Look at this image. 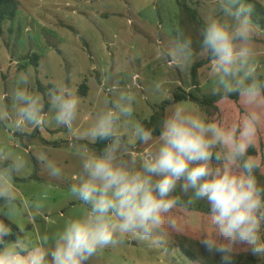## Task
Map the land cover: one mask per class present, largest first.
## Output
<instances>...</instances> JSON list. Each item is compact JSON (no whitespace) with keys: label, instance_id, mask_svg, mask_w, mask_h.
I'll use <instances>...</instances> for the list:
<instances>
[{"label":"clouds","instance_id":"obj_1","mask_svg":"<svg viewBox=\"0 0 264 264\" xmlns=\"http://www.w3.org/2000/svg\"><path fill=\"white\" fill-rule=\"evenodd\" d=\"M220 16L206 18L200 29L199 51L212 74V94L221 99L236 95L244 109L239 120H206L198 112L176 105L162 115L159 143L146 151L139 167L118 160L124 137L118 134L121 115L132 114L134 96L121 94L125 105L101 113L82 136L92 143L107 142L98 154L85 155L81 171L72 175L71 195L86 206L68 218L62 229L39 239L21 235L22 228L8 221L16 215V180L24 172L22 154L0 145V264H88L100 251L124 244L126 239L159 243L158 236L177 227V212L194 201H206L210 229L197 240L201 257L193 264L218 258L217 264H237L241 254L264 260V154H251L264 130V79H261L258 39L264 33L252 19L251 0H219ZM178 39L161 49L168 63L180 70L196 54L191 36L178 30ZM163 44L164 38H157ZM136 75V74H133ZM23 87L12 92L15 113L0 107V124L28 135L46 129L51 121L39 93L31 91L30 74H22ZM158 87V86H157ZM55 125L72 131L79 99L67 84L48 90ZM175 104V101H173ZM140 144L149 145L153 132L134 127ZM127 148L126 145H123ZM41 162L48 157L41 154ZM49 175L62 169L48 162ZM192 193L181 203L177 187ZM40 205L38 204L37 207Z\"/></svg>","mask_w":264,"mask_h":264},{"label":"rangeland","instance_id":"obj_2","mask_svg":"<svg viewBox=\"0 0 264 264\" xmlns=\"http://www.w3.org/2000/svg\"><path fill=\"white\" fill-rule=\"evenodd\" d=\"M16 1V18L0 23V107L7 106L9 112L15 113L12 92L23 87L20 76L30 74L27 87L42 96L51 123L46 129H36L28 135L14 134V129L0 124V145L13 154H22L26 160L24 172L16 180L17 211L10 221L23 229L24 236L39 239L43 234L52 236L68 218L81 215L86 208L71 195L69 186L74 182L72 175L81 171L82 158L98 151L83 143L91 142L90 139L75 137L90 129L101 113L113 109L114 102L127 104V100H120L121 94H130L134 100L132 114L121 115L117 122L118 134L124 137L123 145L127 146L122 145L118 160L135 161L139 167L143 154L155 150L159 136H153L149 145L140 144L134 136L135 125L150 119L178 87L198 93L193 87L191 67L207 58L199 51L201 26L183 10L180 2L196 9L204 20L220 16L221 12L219 0ZM257 1L264 6V0ZM178 30L191 36L196 49L190 64L180 70L168 63L161 51L174 44ZM258 31L264 33L260 27ZM157 38H164V43ZM258 48L264 76V35L258 39ZM34 55L39 56L38 68L31 61ZM199 76L201 94H212L210 66L202 67ZM60 83L69 85L79 99L72 131L55 125V110L49 104L48 90ZM82 84L88 87L87 95L79 93ZM177 104L209 121L233 122L244 111L240 100L225 99L209 109L183 100L168 105L166 115ZM249 152L264 154V130L256 148ZM41 154L48 160L41 162ZM48 162L62 169L59 177L49 175ZM258 175L264 183V174ZM174 195H179L184 203L192 193L184 194L178 186ZM175 211L177 227L162 232L157 238L159 243L128 238L124 244L100 251L88 264H193L174 245L177 237L198 240L202 231L210 229L209 207L206 201H194L187 209L178 205ZM240 256L243 261L256 259ZM258 262L264 264V260Z\"/></svg>","mask_w":264,"mask_h":264},{"label":"trees","instance_id":"obj_3","mask_svg":"<svg viewBox=\"0 0 264 264\" xmlns=\"http://www.w3.org/2000/svg\"><path fill=\"white\" fill-rule=\"evenodd\" d=\"M251 3L255 5V11L253 13L252 19L258 24V26L264 30V6L259 3L257 0H251ZM183 10L190 15V17L199 23L200 26H202L204 19L200 18L199 13L196 9H193L190 7L189 4L180 2ZM18 10V2L16 0H0V23L2 21H13L16 18ZM38 55H34L31 57L32 63L35 65L36 68H38ZM209 65L207 58L201 59L196 61L192 67H191V78L193 87L196 89L198 93H193L185 90L182 87H178L174 90L172 93V98L165 101L163 104H161L153 113L150 119L143 120L140 124L143 125L144 128L150 129L153 132V136H159V128L161 123V117L162 115H166V108L168 105L173 104V101L175 103L183 101V100H189L192 101L198 105H200L203 108L209 109L211 107L217 106L221 101L225 99H221L219 96L214 94L209 95H202L200 92V80H199V70ZM261 79H264V76L261 75ZM39 83V86L41 90H43V86ZM88 87L86 84H82L79 88V93L82 95H87ZM233 101L238 102L240 99L238 96L233 95L231 98H229ZM83 143L92 146L97 149L99 152L100 149H102L107 142L105 141H98L96 143H91L89 141H83ZM35 177V176H33ZM32 177V178H33ZM17 180H19L17 178ZM4 206V202L0 200V207ZM0 219H3V217H0ZM9 223L13 224V228L15 230V224L12 221H8ZM17 226V225H16ZM21 235L24 236L23 231L21 232ZM175 248H178L189 260L192 262L196 261L198 258L202 259L200 249L197 243V240H194L189 237H177L175 245ZM218 258H210L207 259L205 264H217ZM237 264H260L258 260L250 258L248 261H243L241 256L237 258Z\"/></svg>","mask_w":264,"mask_h":264},{"label":"crops","instance_id":"obj_4","mask_svg":"<svg viewBox=\"0 0 264 264\" xmlns=\"http://www.w3.org/2000/svg\"><path fill=\"white\" fill-rule=\"evenodd\" d=\"M37 231V230H36ZM37 234H38V231H37Z\"/></svg>","mask_w":264,"mask_h":264}]
</instances>
